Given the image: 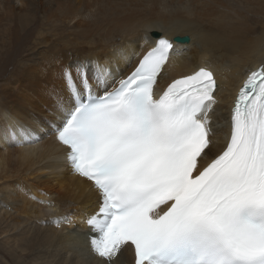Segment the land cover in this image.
<instances>
[{
    "label": "snow or ice",
    "instance_id": "snow-or-ice-1",
    "mask_svg": "<svg viewBox=\"0 0 264 264\" xmlns=\"http://www.w3.org/2000/svg\"><path fill=\"white\" fill-rule=\"evenodd\" d=\"M176 50L159 37L119 81L110 61L66 65L50 91L49 123L98 195L91 251L101 264L125 245L135 264H264V66L240 86L216 151L212 72L160 84Z\"/></svg>",
    "mask_w": 264,
    "mask_h": 264
},
{
    "label": "bare ground",
    "instance_id": "bare-ground-1",
    "mask_svg": "<svg viewBox=\"0 0 264 264\" xmlns=\"http://www.w3.org/2000/svg\"><path fill=\"white\" fill-rule=\"evenodd\" d=\"M155 33L177 49L162 86L202 67L214 71L217 104L208 123L220 151L238 86L264 63V0H0V264H101L87 222L98 195L73 171L49 123L50 91L63 66L81 61H110L119 81L153 46ZM22 128L32 137L21 136ZM68 212L81 217L73 233L42 225ZM121 254L119 264H133L130 247Z\"/></svg>",
    "mask_w": 264,
    "mask_h": 264
},
{
    "label": "rangeland",
    "instance_id": "rangeland-1",
    "mask_svg": "<svg viewBox=\"0 0 264 264\" xmlns=\"http://www.w3.org/2000/svg\"><path fill=\"white\" fill-rule=\"evenodd\" d=\"M1 71V70H0ZM85 221V222H84ZM83 221V224L82 223H79V225H85L86 224V220ZM6 259V257H4ZM7 261V260H6Z\"/></svg>",
    "mask_w": 264,
    "mask_h": 264
},
{
    "label": "water",
    "instance_id": "water-1",
    "mask_svg": "<svg viewBox=\"0 0 264 264\" xmlns=\"http://www.w3.org/2000/svg\"><path fill=\"white\" fill-rule=\"evenodd\" d=\"M154 35H155V36H157L158 34H157V33H155ZM179 39H180V40H183V38H182V39H181V38H179ZM185 39H187V37H185Z\"/></svg>",
    "mask_w": 264,
    "mask_h": 264
}]
</instances>
